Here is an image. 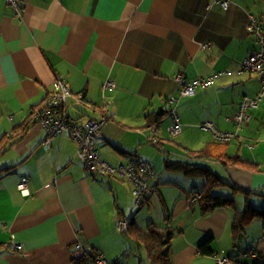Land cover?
<instances>
[{"label":"crops","instance_id":"0c3cea01","mask_svg":"<svg viewBox=\"0 0 264 264\" xmlns=\"http://www.w3.org/2000/svg\"><path fill=\"white\" fill-rule=\"evenodd\" d=\"M20 1L24 10L18 20L0 0V140L40 106L61 78L73 94L83 97L82 104L67 99L71 119L81 123L97 118L103 108L108 111L109 121L95 141L102 161L117 166L139 159L157 170L153 167L154 193L133 205L127 182L85 168L76 157L75 140L65 134L47 136L41 126L32 125L0 154V264H78L82 254L75 250L77 242L85 254H100L109 264H148L143 247L127 234V224L122 231L115 224L122 217L142 230L133 213L146 206L155 207L162 221L154 225L156 230L172 233L171 264H215V258L263 264L262 221L255 218L247 226L238 238L240 250L238 240L233 244L231 239L234 211L223 208L201 215L190 200L203 181L165 170L164 162L201 163L235 187L255 192L248 203L264 210V141H252L249 133L247 150L231 153V142L228 147L230 155L258 164V172L187 155V150L212 141L199 130L200 122L209 120L221 131H233L242 98L260 92V75L238 72L243 59L257 50L246 30L247 15L256 16L264 28V0H231L226 11L212 0ZM218 72L225 75L213 85L179 97L176 75L191 82ZM107 81L115 89H106ZM168 98L176 99L183 128L175 138L166 131L170 121L163 100ZM158 108L163 112L158 138L164 160L146 147L150 129L145 116H158ZM259 108L264 110V96L247 112L249 129L250 112ZM217 191L231 195L228 188ZM233 197L236 205L238 197L244 198L240 193ZM150 213L140 217L147 226L156 219ZM206 239L212 255L198 251ZM15 244L21 250H14Z\"/></svg>","mask_w":264,"mask_h":264},{"label":"built area","instance_id":"2783aa9c","mask_svg":"<svg viewBox=\"0 0 264 264\" xmlns=\"http://www.w3.org/2000/svg\"><path fill=\"white\" fill-rule=\"evenodd\" d=\"M5 2L10 7L13 16L21 20L24 10L21 1L5 0ZM230 3V0H212V4H216L223 11L229 7ZM212 4L210 3L206 6L207 10L211 8ZM247 19L246 30L256 42L257 50L243 59L238 73L248 71L260 75L261 89L255 97L244 96L238 104L234 115L235 131H221L216 127L214 122L209 120L198 124L200 131L209 133L217 142H228L237 138V135L242 130V126L248 124L249 116L247 115V111L255 108L264 96V28L254 15L248 14ZM205 47L207 46L205 45ZM223 75H225L224 72H218L188 82L178 74L174 77V82L178 87L179 97H190L195 95L197 90H205L213 85L215 79ZM104 87L108 90L115 89L114 83L110 81L105 82ZM69 97L79 104L83 103L81 95L73 94L63 79L56 78L51 94L45 98L35 111L36 124L46 131L47 136H62L65 134L75 140L77 143L76 157L90 172L111 174L126 181L131 186V197L135 204L151 196L154 193L152 184L156 180V172L148 162L130 159L124 164L113 167L100 159L98 151L95 148V141L99 138L103 126L109 121L106 108L101 109L100 112L98 111L99 115L97 118L77 123L68 116L65 109ZM163 103L167 105V115L170 121L166 128L167 134L170 138H175L182 133L180 116L175 107L176 99L168 98L163 100ZM149 129L150 133L147 140L151 145L156 147L159 145V127L152 126ZM25 183L26 179L24 178L17 187L23 190ZM192 201H196V198L193 197ZM115 224L117 231H122L126 228L127 223L124 219L120 218L115 221ZM75 248V250L82 254L80 264H109L100 254L92 256L85 254L78 242ZM13 249L19 251L21 250V245L15 244L13 245ZM217 264H228V260L225 258L217 260Z\"/></svg>","mask_w":264,"mask_h":264},{"label":"trees","instance_id":"16d2710c","mask_svg":"<svg viewBox=\"0 0 264 264\" xmlns=\"http://www.w3.org/2000/svg\"><path fill=\"white\" fill-rule=\"evenodd\" d=\"M38 107H33L30 110L26 119L19 125L13 127L11 133L7 136H4L0 140V154L4 153L11 144L21 140L24 137V135L27 133L29 128L32 125L36 124L35 111ZM65 109H67V105ZM145 119L148 121V128H149L152 126L159 127L162 118L150 114L145 116ZM243 126H247V124ZM240 132L237 135V138L232 139L228 142H217L216 140L213 139V137L209 133H207L212 138V141L205 144L204 147H202L199 150H187V155L192 158L213 159L219 162L220 164H222L223 166L226 165L237 166L243 169L258 172L259 171L258 164L244 160L238 154L230 155L228 153L229 143L234 140H240L243 138L240 135ZM159 145L154 147L158 149ZM158 150L161 151L160 148ZM164 168L165 170L181 172L185 176L196 177L203 181L200 189L192 194V196L196 198V201L190 200V206H193L195 204L198 207L201 215H205L217 209H223V208H231L234 211V216L231 225V239L233 243H235L238 240L241 234L245 232L247 226L255 218H258L262 221L263 224L262 229L264 230V210L251 206L247 200V197L250 194H254L255 192L239 189L234 185H232L230 182L222 180L219 176L211 172L206 167L199 166L193 163H188L186 161L169 162L165 160ZM92 174H96V173H92ZM99 175L113 176L111 174H99ZM224 188H228L231 191V195L229 196L223 195L222 193H219L217 191V190H222ZM237 193H240L241 195L244 196V205H243V209L241 210H236L235 208V199L233 196ZM127 226H128L126 229L127 234L137 244L141 245L145 250L148 264H171L170 251H169L171 235H172L171 232H166L161 234L155 228H150V225L146 227V231H142L132 220L127 221ZM209 241L210 239H206L205 241L199 244L198 251L200 254L212 255V251L209 248ZM79 262L81 263L80 259ZM79 262L77 263L79 264Z\"/></svg>","mask_w":264,"mask_h":264},{"label":"rangeland","instance_id":"374dc122","mask_svg":"<svg viewBox=\"0 0 264 264\" xmlns=\"http://www.w3.org/2000/svg\"><path fill=\"white\" fill-rule=\"evenodd\" d=\"M251 110V109H250ZM249 111V110H248ZM247 111V112H248ZM250 115H251V123H250V129L248 128V127H246V126H242V132L240 133V135L244 138H242V139H240L238 142L237 141H232L231 143H230V145H231V153H232V151L233 150H236V148L239 150V151H243V150H247V145L245 144V141L246 142H252V141H254V142H258V143H260V142H262V141H264V110L262 111V110H260V108L258 109V110H253V111H251L250 112ZM183 129V128H182ZM250 133V134H249ZM249 134V136L252 138V141H248L249 139L248 138H246L245 137V135H248ZM174 142L176 143V142H179L178 141V139H175L174 140ZM240 143V144H239ZM239 144V145H238ZM238 146V147H237ZM146 147H148L150 150H153L154 152H157L159 155H158V160H164V158H165V154H163V153H160V151H158V149L157 148H155L153 145H151L150 143H147L146 144ZM164 151H167V152H170V150H168L167 148H166V150H164ZM247 153H249V151L247 152ZM262 159H264V158H262ZM179 160V159H178ZM142 161V160H141ZM144 161V160H143ZM151 162V161H150ZM149 163V162H148ZM150 164V163H149ZM198 164H200V166L201 165H203V164H201V163H198ZM151 165V164H150ZM152 166V165H151ZM155 168L156 170H157V167L156 166H152V168ZM205 167V166H204ZM153 168V169H154ZM210 169V168H209ZM156 170H154V171H156ZM161 173V172H160ZM215 173V172H214ZM220 173V172H219ZM216 174V173H215ZM217 175V174H216ZM218 175H220V174H218ZM222 175V174H221ZM220 175V176H221ZM221 177H223V176H221ZM194 180H197V182H200V180L198 179V178H196V179H194ZM225 191H222L221 193H224ZM227 194H229V192L227 193ZM168 198H172L171 197V194H169V196H168ZM192 200V199H191ZM262 200V199H261ZM243 201H244V198H237V205L235 204V207L238 209V210H241V209H243ZM131 204H133V205H135L134 203H133V199H131ZM243 204V205H242ZM251 204V203H250ZM253 206H255V207H258V204H253ZM147 207H148V209H147ZM260 207V206H259ZM149 210H150V212H152V213H150L151 214V217L153 218V219H155V220H153L152 222H153V224L152 225H150V228H155V229H157L156 227L158 226V224H160L162 221L159 219V218H157V215L154 213V211H155V207H151V206H146V207H144V208H135V211H134V215L133 216H135L136 214V219L137 220H139V226H140V228L142 229V230H144V229H146V227H147V225L148 224H145V222L144 221H141V219H140V217L141 218H144L147 214H148V212H149ZM233 211V210H232ZM259 224H261V223H259ZM154 225L156 226V227H154ZM168 225V224H167ZM261 225H263V224H261ZM168 226H170L171 227V225H168ZM231 227V226H230ZM166 228V227H165ZM160 229V228H159ZM254 231V227L251 229V231ZM158 231V230H157ZM166 232H167V230H165ZM252 231V232H253ZM159 232V231H158ZM168 232H170L169 230H168ZM227 234H228V232L226 231V236H227ZM241 237V236H240ZM227 238V237H226ZM238 243L236 244V245H238V247H239V243H240V240H238L237 241ZM233 243V242H232ZM234 244V243H233ZM231 245V244H230ZM239 249L241 250V248L239 247ZM139 252H143V250L142 249H140V250H138ZM239 251V250H238ZM137 257H138V254H137ZM220 259H224V258H215V264H217V260H220ZM145 262V261H144ZM229 262V261H228ZM237 262H235V261H230L229 262V264H236ZM144 264H146V263H144ZM264 264V263H263Z\"/></svg>","mask_w":264,"mask_h":264},{"label":"water","instance_id":"95a60500","mask_svg":"<svg viewBox=\"0 0 264 264\" xmlns=\"http://www.w3.org/2000/svg\"><path fill=\"white\" fill-rule=\"evenodd\" d=\"M156 113H157L158 116H160L163 112L161 113V108H158Z\"/></svg>","mask_w":264,"mask_h":264},{"label":"clouds","instance_id":"9594fccd","mask_svg":"<svg viewBox=\"0 0 264 264\" xmlns=\"http://www.w3.org/2000/svg\"><path fill=\"white\" fill-rule=\"evenodd\" d=\"M126 223H127V221H126ZM167 232H168V230H167ZM159 233L163 234V233H166V231H164V232L163 231H161V232L159 231Z\"/></svg>","mask_w":264,"mask_h":264}]
</instances>
